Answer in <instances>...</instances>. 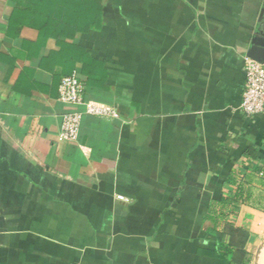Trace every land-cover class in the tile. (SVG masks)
I'll use <instances>...</instances> for the list:
<instances>
[{"label":"crops","instance_id":"0c3cea01","mask_svg":"<svg viewBox=\"0 0 264 264\" xmlns=\"http://www.w3.org/2000/svg\"><path fill=\"white\" fill-rule=\"evenodd\" d=\"M98 2V28L56 37L10 29L0 0V264H264V112L241 110L264 0ZM60 42L83 53L50 57ZM74 72L119 115L85 114L70 142Z\"/></svg>","mask_w":264,"mask_h":264},{"label":"trees","instance_id":"16d2710c","mask_svg":"<svg viewBox=\"0 0 264 264\" xmlns=\"http://www.w3.org/2000/svg\"><path fill=\"white\" fill-rule=\"evenodd\" d=\"M15 3L14 9L10 15V29H19L24 25L35 24L36 21L45 19L47 23L53 26V29H45L46 35L56 36L64 35L62 28L75 27L84 30L98 28V16L100 14V7L98 0H12ZM61 50L59 52H52L50 57H61L65 51L71 54L75 59L76 53H83L77 50L75 46L67 48L66 43L60 42ZM63 67L62 64H59ZM224 207L227 200L221 201ZM221 210V209H220ZM219 209L213 206L208 217L216 224L220 219L226 218V213H218ZM216 232V230H214ZM218 235L219 233L216 232ZM220 235V234H219ZM223 236V235H222ZM219 237L217 252L219 255L227 257L229 254H234L235 245L232 243H225L224 236ZM224 251V253H223Z\"/></svg>","mask_w":264,"mask_h":264},{"label":"built area","instance_id":"2783aa9c","mask_svg":"<svg viewBox=\"0 0 264 264\" xmlns=\"http://www.w3.org/2000/svg\"><path fill=\"white\" fill-rule=\"evenodd\" d=\"M84 84L76 72L63 77L59 86V98L62 102L83 105V112H66L59 139L76 141L80 134L85 114L99 117H118V111L107 104L88 100L84 94ZM241 110L247 116L264 112V63L251 57L246 58V83L243 91ZM118 198L126 200L123 195Z\"/></svg>","mask_w":264,"mask_h":264},{"label":"water","instance_id":"95a60500","mask_svg":"<svg viewBox=\"0 0 264 264\" xmlns=\"http://www.w3.org/2000/svg\"><path fill=\"white\" fill-rule=\"evenodd\" d=\"M249 55H250L251 58H253L255 60H258L259 62L264 63V58L263 57H259L255 52L251 51Z\"/></svg>","mask_w":264,"mask_h":264},{"label":"rangeland","instance_id":"374dc122","mask_svg":"<svg viewBox=\"0 0 264 264\" xmlns=\"http://www.w3.org/2000/svg\"><path fill=\"white\" fill-rule=\"evenodd\" d=\"M263 225H264V221H263V223H262ZM261 226V225H260ZM264 227V226H263ZM262 226H261V228H263ZM261 234V238H264V230L260 233Z\"/></svg>","mask_w":264,"mask_h":264}]
</instances>
